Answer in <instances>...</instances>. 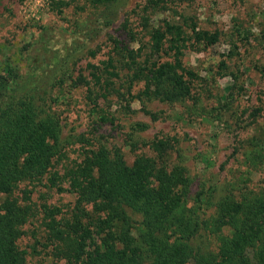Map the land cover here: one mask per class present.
I'll use <instances>...</instances> for the list:
<instances>
[{
  "label": "trees",
  "instance_id": "1",
  "mask_svg": "<svg viewBox=\"0 0 264 264\" xmlns=\"http://www.w3.org/2000/svg\"><path fill=\"white\" fill-rule=\"evenodd\" d=\"M115 1L88 0V5L108 26ZM172 3L147 0L141 11L150 55L171 58L135 75L144 81L142 95L150 100L191 97L201 78L185 65L187 50L201 51L220 41L219 32L200 29L196 20L181 14L156 26L162 10L175 11ZM113 46L118 55L136 57L122 40ZM115 63L112 56L88 65L90 96L93 85L108 97L119 78ZM37 84L11 64L0 77V264H29L30 256L42 253L54 264H264V188L213 202L211 187L204 184L193 197L187 169L171 159L176 138L156 137L148 146L152 155L128 164L119 150L82 135L75 143L77 160L62 166L67 146L61 119L54 99ZM97 114L109 122V114ZM37 187H48L60 198L42 202ZM34 224L40 233L33 231L36 240L30 245Z\"/></svg>",
  "mask_w": 264,
  "mask_h": 264
},
{
  "label": "rangeland",
  "instance_id": "2",
  "mask_svg": "<svg viewBox=\"0 0 264 264\" xmlns=\"http://www.w3.org/2000/svg\"><path fill=\"white\" fill-rule=\"evenodd\" d=\"M171 1L178 13L162 10L155 17L156 26L181 14L196 20L200 29L220 33L217 44L187 50L185 65L201 79L184 101L147 99L142 95L144 81L135 78L151 63L171 60L164 54L152 57L146 48L148 35L140 20L147 0H116L115 17L108 26L88 0H0V77L11 64L54 99L61 140L67 146L62 166L77 160L75 143L82 135L113 152L119 150L128 164L137 156L152 155L148 146L156 137L176 138L171 159L187 169L193 197L204 184L211 187L213 202L246 189L260 191L264 188V0ZM114 40L135 50L136 57L118 55ZM112 56L119 78L107 98L90 85L91 97L88 65H100ZM99 112L109 114L108 123L100 120ZM36 191L42 202L48 199L53 204L60 198L48 187ZM33 231L36 236L40 233L38 224L29 229L30 245L36 240ZM205 237V233L198 236V242ZM53 262L44 253L29 257V264Z\"/></svg>",
  "mask_w": 264,
  "mask_h": 264
}]
</instances>
